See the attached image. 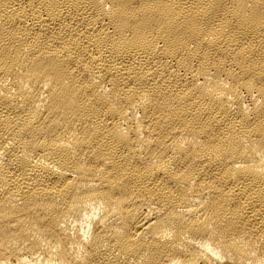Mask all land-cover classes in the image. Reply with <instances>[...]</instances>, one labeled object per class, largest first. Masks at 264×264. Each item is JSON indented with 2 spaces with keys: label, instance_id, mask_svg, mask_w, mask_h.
Instances as JSON below:
<instances>
[{
  "label": "bare ground",
  "instance_id": "obj_1",
  "mask_svg": "<svg viewBox=\"0 0 264 264\" xmlns=\"http://www.w3.org/2000/svg\"><path fill=\"white\" fill-rule=\"evenodd\" d=\"M0 264H264V0H0Z\"/></svg>",
  "mask_w": 264,
  "mask_h": 264
}]
</instances>
